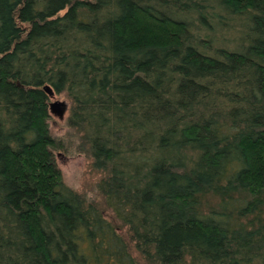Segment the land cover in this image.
Wrapping results in <instances>:
<instances>
[{"label":"rangeland","instance_id":"rangeland-1","mask_svg":"<svg viewBox=\"0 0 264 264\" xmlns=\"http://www.w3.org/2000/svg\"><path fill=\"white\" fill-rule=\"evenodd\" d=\"M232 1L224 3L239 14L242 10L233 9ZM48 2L51 1L8 0L11 13L0 12V61L9 63L11 68L41 60L56 61L58 66L57 76L43 83L50 87L53 97L49 98V117L43 119L42 125L38 102L0 94L6 115L17 122L16 131L0 132V264H90L84 251L89 247L116 264H158L155 257L148 261L136 251L122 220L134 223L142 240L157 245V253L165 263L170 261L168 254L177 257L188 252L192 259L190 255L178 258L179 264H264V169L243 142L262 137L256 129L247 131L249 137L238 136L230 142L224 138L229 136L226 131L208 132L204 141H196L193 146L172 142L160 150V157L155 160L142 152L96 162L84 155L56 153L53 168L31 169L25 165L40 148L52 149L55 137L67 135L73 91L92 94L114 89L143 96L177 87L186 77L194 82L188 89L207 94L219 91L222 97L242 105L239 114L226 123L231 132L237 125L247 126L248 117L263 126L264 23L246 30L211 11L213 19L234 36L243 37L250 47L249 54L226 59L229 70L212 72L195 55L138 47L99 28L97 18L91 15L93 11L82 7L85 4L65 3L63 10L60 5L36 10ZM101 2L106 6L103 9H111L108 14L113 21L124 16L110 0ZM24 3L30 10L25 22H50L47 32L28 33L27 25L17 21L14 11ZM245 3L253 4L264 15V0ZM80 33H86L90 43L102 52L115 54L120 60L118 66L98 71L90 63H72L62 57L60 51L74 44ZM241 87L245 90H239ZM188 89L184 87L181 92L187 93ZM54 101L66 103L63 117L52 113L50 103ZM163 102L156 113L150 114L151 118L162 119L173 110L168 102ZM205 148L213 152V160L205 166L193 165L194 154ZM100 182L109 191L122 220L107 204ZM199 184L204 187L200 193ZM260 190L263 193L258 195V209L250 193ZM80 195L93 202L88 199L81 203ZM187 195L191 199L185 222L167 225L169 216L178 215L176 210H170V202ZM90 204L111 219L118 231L121 227L126 229L125 239L132 256ZM175 228L180 229L178 239L184 242L177 252L165 249L169 242L163 241L168 235L172 237L170 232Z\"/></svg>","mask_w":264,"mask_h":264},{"label":"trees","instance_id":"trees-1","mask_svg":"<svg viewBox=\"0 0 264 264\" xmlns=\"http://www.w3.org/2000/svg\"><path fill=\"white\" fill-rule=\"evenodd\" d=\"M50 1L36 7V10L42 11L56 5H60L63 10L65 3L78 6L85 4L82 7H85L88 12L93 11L94 14L91 13V15L97 18L96 24L99 28L116 33L125 41L138 47L167 49L184 56L195 55L202 61L204 67L212 72L229 70L231 66L226 59L229 57L239 59L250 53V47L243 37L234 36L225 26L213 19L210 15L211 11L236 22L238 26L246 30L264 23V15L256 11L253 4L245 3V0H233L231 4L228 3L233 9L240 8L242 11L239 14L232 12L224 0H188L186 3L178 0H110L124 15L117 21L110 18L108 13H111V9H103L106 6L101 0ZM26 4L24 3L14 11L17 21L27 25L28 30L25 31L28 33L47 32L50 22H25L30 17V10ZM0 12L11 13L8 0H0ZM90 19L91 17H88L89 21ZM77 38L74 44L59 53L70 62L90 63L98 71L114 68L120 63L115 54L102 52L92 45L86 33H80ZM56 49L58 52V48ZM55 62L41 60L31 64L19 63L11 68L9 63L0 61V94L14 96L18 100L32 99L38 102L41 111L40 125L43 124L45 117H49L50 97L44 92L43 83L57 76L58 66ZM148 80L151 79L148 78ZM193 84L192 79L182 77L177 87L165 89L163 93L143 96L114 89H103L92 94H82L72 90L70 95L72 106L66 120L67 135L55 137L51 144L52 149L40 148L33 156L36 160L31 158L27 162L24 161L25 165L29 164L28 168L31 169L46 168V166L53 168L56 153H64L67 156L84 155L96 162L106 157L142 152L148 158L155 160L160 157V150L172 142L193 146L196 141H204L203 138L208 132L218 131L228 132L229 136L224 135V138L229 141L238 136L249 137V134L246 135L247 131L256 129L262 137L253 140L244 138L243 142L252 152L260 168L264 169V125L261 126L254 121V118L248 117L247 126L237 125L236 130L231 132L226 128V123L239 114L242 105L234 99L222 97L219 91L207 94L198 89H188ZM69 86L71 89V84ZM184 87L188 89L187 93L181 92ZM239 90L243 91L245 87ZM163 100L168 102L173 110L162 119L151 118L150 114L156 113L162 107ZM6 114L5 104L0 103V132L16 131L17 122ZM213 158V152L205 148L194 154L192 163L205 166ZM199 185L200 193L204 187ZM100 189L106 195L107 204L115 216L122 220L123 217L110 198L109 191L103 187V182H100ZM189 191L191 193L192 190ZM263 191L250 193L254 196L258 209L261 203L258 195ZM78 199L81 203H87L88 199L93 202L92 198L87 196L80 195ZM190 199L187 195L180 199L174 198L170 202V210H176L178 215L169 216L166 220L167 225L185 222V210L189 208ZM90 206H93L105 222L113 228L131 255L130 244L125 239L126 229L121 227V232L118 231L117 226L113 225L111 219H108L98 207L97 209L92 204ZM122 221L131 234V239L137 247L136 251L142 257L145 256L148 261H153L155 257L158 264H179V260L190 255L185 251L177 257L168 254L170 261L165 263L157 253V245L155 247L152 241L142 240L141 234L136 232L137 226L134 223ZM175 229L170 232L172 237L168 235L163 239L169 242L165 246L168 251L177 252L176 250H179L184 243L178 239L180 229ZM184 231L187 233V228H184ZM150 246H152L151 250ZM149 250L152 251L151 255L148 254ZM84 251L90 258V264H116L112 259L100 256L92 247Z\"/></svg>","mask_w":264,"mask_h":264},{"label":"water","instance_id":"water-1","mask_svg":"<svg viewBox=\"0 0 264 264\" xmlns=\"http://www.w3.org/2000/svg\"><path fill=\"white\" fill-rule=\"evenodd\" d=\"M43 90L48 93L50 98L53 97V92L49 86H44ZM50 108L53 114H57L60 117H63L67 110V105L61 101H54L50 103Z\"/></svg>","mask_w":264,"mask_h":264}]
</instances>
